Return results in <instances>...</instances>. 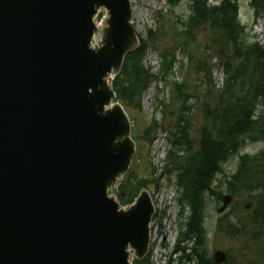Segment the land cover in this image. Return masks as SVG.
Here are the masks:
<instances>
[{"label": "water", "instance_id": "water-1", "mask_svg": "<svg viewBox=\"0 0 264 264\" xmlns=\"http://www.w3.org/2000/svg\"><path fill=\"white\" fill-rule=\"evenodd\" d=\"M99 8L110 14L104 48L93 44ZM139 45L131 0H0V264H132L135 249L147 255L149 191L124 212L109 186L137 149L112 81Z\"/></svg>", "mask_w": 264, "mask_h": 264}, {"label": "trees", "instance_id": "trees-1", "mask_svg": "<svg viewBox=\"0 0 264 264\" xmlns=\"http://www.w3.org/2000/svg\"><path fill=\"white\" fill-rule=\"evenodd\" d=\"M176 2L178 0H169L172 5ZM216 2L211 4L209 0H191L190 4L192 15L189 31H192L194 23L208 24L215 36L213 43L220 46L221 53L228 60L223 68L228 75L223 91H216L209 84L205 88L210 90H206L204 94L198 150L190 135L191 123L184 112L186 108H190L188 102L194 97L185 92L184 83H170L167 80L172 75L175 54L169 51L160 54L164 75V78H160V75H154L144 66L147 42L140 39V46L127 55L121 73L113 81L117 100L126 110H141L143 92L152 80L159 78L165 80L171 92L182 100V110L167 137V167L164 174L176 172L179 204L187 214L185 221L179 225L175 253L181 251V261L186 258L195 264H215L213 257L207 254L205 194L218 196L214 187L216 176L223 172V164L238 153L245 138L252 141L264 140V47L249 41L244 35L245 27L238 16L239 0ZM252 3L259 9H264V0H252ZM198 72L205 74L210 80V68L199 66ZM238 82L242 84L237 85ZM196 101L199 100L196 98ZM168 106L161 104L165 109ZM157 128L158 124L154 119L141 138L147 143L152 142ZM184 154L188 156L185 157ZM151 185L159 188V180L139 178L130 172L120 185L118 199L122 205L131 204L142 189H149ZM228 185L229 188L234 185V194L246 193L250 196L249 200L254 202L255 209L249 215L253 225L248 232L251 233V241L264 253V150L255 156H241L234 182L230 181ZM237 220L236 225H230L226 229L238 235L246 224ZM134 264L151 263L147 256L142 260H135Z\"/></svg>", "mask_w": 264, "mask_h": 264}, {"label": "rangeland", "instance_id": "rangeland-1", "mask_svg": "<svg viewBox=\"0 0 264 264\" xmlns=\"http://www.w3.org/2000/svg\"><path fill=\"white\" fill-rule=\"evenodd\" d=\"M216 1L218 0H209L211 4H216ZM190 4L191 0H178L173 5L169 0H131L132 22L136 34L138 38L147 42L143 57L144 66L154 75L164 78L160 54L164 51L175 54L176 62L173 64L172 75L167 80L170 83H184L185 92L194 97L188 102L190 108H186L184 112L191 123L190 135L195 143V149L198 150L204 94L206 90H210L205 88L209 84L214 90L223 91L228 77L223 68L228 60L221 53L220 46L213 43L215 36L208 24L194 23L192 31H189L192 15ZM104 15L105 12H101L95 22L101 21ZM238 16L245 27L246 38L264 47V9H259L252 0H239ZM101 39L102 33L97 32L93 44H98ZM199 66L210 68V80L205 74L198 72ZM160 78L152 80L143 92L142 109L128 110L133 124L132 135L137 145L129 173L133 172L139 178L153 179H158L162 175L158 179L161 185L159 191L155 190L154 185L149 187L157 210L151 224L148 255L150 263L189 264L188 261L179 260L181 253L175 254L179 225L187 216L179 204L176 172L164 175L167 167L166 137L180 114L183 103L171 92L166 81ZM240 84L242 82L237 83ZM196 98L199 101H196ZM162 103L168 104L170 109L162 108ZM154 119L158 128L154 136L152 135L153 141L147 143L141 137ZM262 150H264V140L252 141L245 138L238 153L223 164V172L216 176L214 187L218 196L205 194L204 226L207 232V254L214 257L216 251L225 252L227 260L223 264H264V253L251 241V233L248 232L253 225L249 215L254 211L255 204L249 200L248 194L242 192L234 194L232 192L234 185L232 188L228 185V182H234L241 156H255ZM184 156L188 155L184 154ZM111 193L113 191H110ZM227 194L232 196V202L223 213H220L218 210L223 206V197ZM237 219L246 224L238 235L226 229L230 225H236ZM132 257L133 260L137 256L132 255Z\"/></svg>", "mask_w": 264, "mask_h": 264}, {"label": "bare ground", "instance_id": "bare-ground-1", "mask_svg": "<svg viewBox=\"0 0 264 264\" xmlns=\"http://www.w3.org/2000/svg\"><path fill=\"white\" fill-rule=\"evenodd\" d=\"M105 12V15L102 17V19H101V21H99L98 23H96V25H97V32H99V31H102V30H104L105 28H107L108 27V25H109V18H110V14L108 13V11H107V9H105V8H99L98 10H97V13H96V15H95V18H94V20L96 21V19H97V17L100 15V13L101 12ZM103 42V41H102ZM104 44V43H103ZM102 43L101 44H98V45H100V46H97L98 48H104L105 47V45L103 46V47H101L102 45H103ZM114 76V73H110V75H109V79H107V83L108 82H110V77L112 78ZM110 84V83H109ZM114 107H115V104L112 102L111 103V105H108V109L109 110H113L114 109ZM127 141V135L126 134H121L119 137H117L116 138V140H115V146H119L121 143H123V142H126ZM124 175H125V170L123 169L121 172H119L116 176H114V179L111 181V183H109L110 185L109 186H111L110 188H112V189H116L117 190V188H118V186H119V184H120V182H121V180H122V178L124 177ZM111 195L118 201V199L116 198V196H115V193H114V191H113V193H111ZM119 202V201H118ZM152 205H153V207H154V214L156 213V205H155V203H154V200L152 199ZM122 209H124V210H122V211H124V212H127V211H129V207H127V205H122ZM154 214L152 215V218H151V222L149 223V229H150V233H149V238H150V240H149V245H150V242H151V227H152V220H153V216H154ZM135 252V253H134ZM132 254L133 255H137L138 254V250L137 249H135L133 252H132ZM134 260V259H133Z\"/></svg>", "mask_w": 264, "mask_h": 264}]
</instances>
